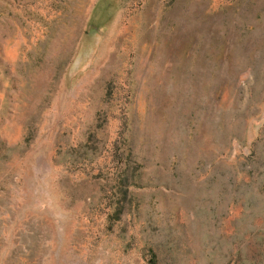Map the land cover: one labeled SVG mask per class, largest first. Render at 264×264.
I'll use <instances>...</instances> for the list:
<instances>
[{
    "label": "rangeland",
    "instance_id": "rangeland-1",
    "mask_svg": "<svg viewBox=\"0 0 264 264\" xmlns=\"http://www.w3.org/2000/svg\"><path fill=\"white\" fill-rule=\"evenodd\" d=\"M0 264H264V0H0Z\"/></svg>",
    "mask_w": 264,
    "mask_h": 264
}]
</instances>
